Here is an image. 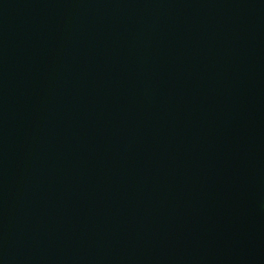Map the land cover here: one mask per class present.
Here are the masks:
<instances>
[{"label":"water","instance_id":"95a60500","mask_svg":"<svg viewBox=\"0 0 264 264\" xmlns=\"http://www.w3.org/2000/svg\"><path fill=\"white\" fill-rule=\"evenodd\" d=\"M0 264H264V0H0Z\"/></svg>","mask_w":264,"mask_h":264}]
</instances>
